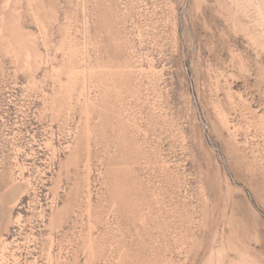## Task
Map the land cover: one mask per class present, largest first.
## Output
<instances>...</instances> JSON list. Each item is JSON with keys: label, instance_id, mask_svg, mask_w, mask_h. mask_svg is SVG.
Listing matches in <instances>:
<instances>
[{"label": "rangeland", "instance_id": "1", "mask_svg": "<svg viewBox=\"0 0 264 264\" xmlns=\"http://www.w3.org/2000/svg\"><path fill=\"white\" fill-rule=\"evenodd\" d=\"M0 264H264V0H0Z\"/></svg>", "mask_w": 264, "mask_h": 264}]
</instances>
